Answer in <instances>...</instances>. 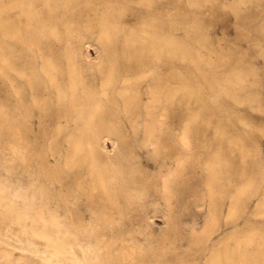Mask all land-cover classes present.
Here are the masks:
<instances>
[{
  "label": "rangeland",
  "instance_id": "obj_1",
  "mask_svg": "<svg viewBox=\"0 0 264 264\" xmlns=\"http://www.w3.org/2000/svg\"><path fill=\"white\" fill-rule=\"evenodd\" d=\"M31 1L33 24L11 29L21 38L0 31L4 58L19 73L8 72L11 80L6 81L0 72V264H207L214 251L232 249L248 235L260 241L264 252V216L245 214L253 198L235 205L245 213L219 214L206 230L204 210L195 209L186 194V169L169 195L162 184L176 153L184 166L191 158L179 134L188 123L183 82L192 63L188 55L165 46L182 42L193 54L262 61L264 0H108V6L98 8L104 15L99 35L84 25L85 3L71 0L56 10L44 0ZM31 41L42 58L29 47ZM42 61L50 64L54 83ZM257 70L263 94L264 68ZM152 87L162 99L150 101ZM262 107L264 101L253 111L258 126L264 125ZM188 126L199 161L224 154L213 125L204 135ZM67 136L82 137L90 146L83 151L87 160L72 171L63 165ZM261 149L253 171L254 182L264 187L259 166L264 137ZM89 163L100 172L103 197L88 194ZM226 197L216 206L223 203L225 208ZM71 222L77 230L70 228ZM34 224L42 225L45 235L33 230Z\"/></svg>",
  "mask_w": 264,
  "mask_h": 264
},
{
  "label": "bare ground",
  "instance_id": "obj_2",
  "mask_svg": "<svg viewBox=\"0 0 264 264\" xmlns=\"http://www.w3.org/2000/svg\"><path fill=\"white\" fill-rule=\"evenodd\" d=\"M68 1H71V0H44V3L49 8L57 10V8L66 5ZM76 1H78V2L81 1V2L85 3L89 8L88 12L82 18L85 27H87V28L92 27L93 29L95 28L97 35L102 34L101 33V30H103L102 29L103 28L102 17L104 15L99 14L100 10L98 8L102 7V6L103 7L108 6V4H107L108 0H76ZM28 4L30 5V7L28 6ZM258 5H260V4H258ZM32 6H33V2L31 0H29V1H25V0H0V31H1V34L5 37L8 36L11 38L12 37H18V36L20 37V35H22V34H19L18 32H14L11 29L14 28L15 26L17 27V25H19L21 23H24L26 26L33 24L34 18L31 14V7ZM16 7L18 9V10H16L17 11L16 15L11 14L12 9H14ZM258 24H259V22H258ZM71 25L74 26L73 23ZM150 36H152V35H150ZM13 40H14V38H13ZM31 40H32V38H31ZM145 42H147V41H145ZM34 45H35V42L31 41L29 47H31V49L36 52V54L39 56V58L40 57L42 58V55L39 51L40 48L38 47V45L36 48H34ZM155 46H157V45L155 44ZM155 46H150L149 48L156 50L157 47H155ZM165 47L169 48L175 54L188 55V58L192 63V69L188 72V76L186 78V81L183 82L184 89L187 92L186 100L189 103V110L187 113L188 123L189 124L191 123V125L193 124V126L195 125V131L196 132L200 131L203 135L206 133L209 125H213L214 126L213 133L217 136V142L220 143L221 145H224L226 149H225L224 154L222 156H220V153L217 152L216 155H213L212 157H209L207 159H203V160L199 161V158L196 157V154L194 152H192L193 147L191 146L192 145L191 133L188 130L190 126H188V123H187L185 125V127L183 128V131L179 134V137H180V141H181L182 145L185 148H187L188 150L191 149V152L189 154V156H191V158H190L188 164L185 165L186 166L185 167L184 166V158L182 157V155L180 153H176L174 155L173 168L170 169V172L164 178V181L162 180L163 181L162 184H164L163 191L167 195H169L168 192H170L171 186L174 183L175 184L177 183L179 185V183L181 182L180 179L182 177L183 171H184V169H186V173H185L186 177H185V182H184L186 194L190 200L191 205H193L195 209L199 208L201 210H204V217H206V219L208 220V223L205 225V227L203 226L204 229H206V230H210L211 222H214L216 217L219 214H221V215L226 214L228 216V215H231V214L236 213V212H237V214L242 213V212L245 213L243 211V208L238 209L235 206L239 202V200H243V199H251V198L254 199L252 205H250L251 207L248 208L247 212L245 213L247 215V217L250 218V217H254V216H264V187L260 186L256 182H254L255 180H254V171H253V168H254L253 166L256 163L255 157L261 153L262 139L264 137V125L258 126L256 124V122H257L256 118L259 116L255 113H253V111H255V109H257L258 107L261 106V102L264 101V93L260 94V92H259L260 74L257 70L258 68H264V57H262V61H259L256 58H245L242 56H215V55H211V54L210 55H204L201 53L193 54L192 52H195V51L192 50V48L188 45V43H182V42H180V43L179 42H173V44H170V45L167 44ZM204 49H205V47H204ZM4 51H6V50H4ZM146 52H148V51H146ZM161 53L163 54V51ZM5 54H7V53H5ZM150 54H152V53H150ZM189 60H188V62H189ZM41 67L43 68L45 73L48 75L50 83H54V81H55V79L53 77L54 74H52L50 64L42 61ZM10 71L18 73L15 65H12L8 59L4 58L3 50L0 46V72H2V74L5 76V78L7 79L6 81L9 80L8 72H10ZM9 74H11V73H9ZM0 75H1V73H0ZM18 75H19V73H18ZM5 78L3 77V79H5ZM13 79H14V77H13ZM181 84H182V81H181ZM13 92L18 97V99H20L19 92L16 90V87H13ZM151 93H152V96L150 98V101L162 99V97L160 96V90L159 89L153 88L151 90ZM123 97H124L125 102L128 103L130 100L129 97L127 95H124ZM232 103H235L234 108H232L233 107ZM236 105H239L240 108L237 107ZM150 107H151L150 104L146 105L147 109ZM25 108H26V106H25ZM262 108H264V107H262ZM73 111L76 112L77 109L74 108ZM148 112H149V110H148ZM26 114H28V113H26ZM20 121H21V119H20ZM138 122H140V121H138ZM25 129H26V127H25ZM141 131H143V130H141ZM18 133L22 137L23 136L25 137L22 129L19 128ZM14 134H15V132H14ZM146 138H147V136H146ZM65 140L67 143L68 152L64 156L63 165L67 171H72V170L76 169L79 166V164H81L85 159L87 160L83 151H84V149H89L90 146L89 145L86 146V144H84L82 137H79V139H75V137L73 138L71 136H67L65 138ZM102 143L103 142H101V145H102ZM101 147H103V146H101ZM18 149H19V147H18ZM103 149H106V148H103ZM222 153H223V151H222ZM184 154H185V152H184ZM31 158H32V155H31ZM91 164L92 163H89V169H88V175H89V179H90V189L91 190L89 189L90 193H88V194L90 196H93V195H95V193H98L97 194L98 197H103L105 192L103 190H101L102 184H100L101 183L100 172H98L96 167H93ZM259 166H260V169L262 171H264V160L261 162V164ZM170 168H171V166H170ZM263 185H264V183H263ZM227 194H228V196L226 197ZM223 197L227 198V206H225V208H224L222 206L223 203L219 207L216 206L217 201L222 200ZM78 203H80V202H78ZM168 205H169V203H168ZM54 208H52V209H54ZM195 209H193V210H195ZM80 210H81V208H80ZM22 212L25 214L24 210ZM62 212H63V210H62ZM13 217H16V216H14V214H13ZM32 217H33V215H32ZM58 217H59V215H58ZM4 222H6V221H4ZM12 224H14V223H12ZM76 224L74 222H71L70 228L77 230L78 226ZM63 225H64V223H63ZM58 227H60V226H58ZM120 228H122V226H120ZM33 230H35L36 232H38L42 236L45 235V233L43 231V227L40 224H34ZM48 232H50V230ZM260 233H261V231H260ZM117 234H119V233H117ZM53 236H56V235H53ZM46 238L47 237H45L44 239H46ZM53 241H52V243H54ZM28 243H29V241H28ZM41 243H42V241H41ZM235 243H236V246H234V248H232V249H227V250L221 251V252L220 251L219 252L214 251V253L210 256L207 264H264V252H260V248H259L260 241L255 239V237H253L252 235L243 236L241 238H238L237 242H235ZM250 245L251 246L253 245L255 247L250 248ZM53 246H54V244H53ZM97 246H99V245H97ZM105 246H107V245H105ZM24 248H26V247H24ZM82 249H83V247H82ZM31 250H33V249H31ZM57 251H59V248L57 249ZM36 252H38V251H36ZM129 254H128V256H129ZM138 254H139V252H138ZM160 254H161V250H160ZM90 256L91 255H89V257ZM40 258H42V257H40ZM139 258H141V257H139ZM134 263H136V262H134ZM204 263H205V261H204Z\"/></svg>",
  "mask_w": 264,
  "mask_h": 264
}]
</instances>
